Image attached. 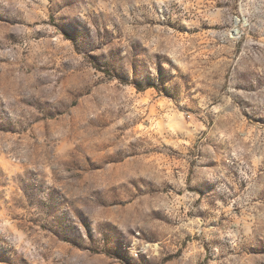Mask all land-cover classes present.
<instances>
[{
  "label": "rangeland",
  "instance_id": "1",
  "mask_svg": "<svg viewBox=\"0 0 264 264\" xmlns=\"http://www.w3.org/2000/svg\"><path fill=\"white\" fill-rule=\"evenodd\" d=\"M0 264H264V0H0Z\"/></svg>",
  "mask_w": 264,
  "mask_h": 264
}]
</instances>
